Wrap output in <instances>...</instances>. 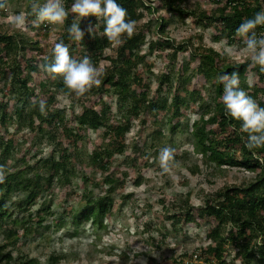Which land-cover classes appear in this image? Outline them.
I'll list each match as a JSON object with an SVG mask.
<instances>
[{
    "label": "trees",
    "instance_id": "16d2710c",
    "mask_svg": "<svg viewBox=\"0 0 264 264\" xmlns=\"http://www.w3.org/2000/svg\"><path fill=\"white\" fill-rule=\"evenodd\" d=\"M210 1L215 4L210 11L197 9V0L195 7H188V0H159L158 5L167 12H175L179 16L187 13L199 23L212 26L213 39H225L226 43L243 41L235 35L238 26L244 20L253 18L256 12L264 10V0ZM116 2L127 10V19L135 21L143 14L142 6L150 9V5L144 4L143 0ZM72 3L73 0H64L66 10H71ZM30 5L31 1L28 2V11H31ZM15 11L19 13V9ZM28 19L31 22L35 17L30 15ZM168 21L169 17L160 15L156 20L157 31L163 33ZM73 22L80 23L85 31L82 41H75L68 35V27ZM89 25L93 26L91 34L87 31ZM48 26L47 23L41 24L36 33L39 29L46 30ZM143 31L144 28L136 29L131 38L125 35L115 51L107 53L105 49L112 43L104 35V21L94 16L79 20L69 12L62 31L56 36V42L62 40L69 47L73 59L80 60L87 56L94 66L102 59L107 61L102 69L100 85L79 97V109L74 111L73 106L71 110L58 106L54 91L47 86L53 85L73 95L64 86L61 76L53 78L48 74L49 81L39 78L37 85L45 90L40 95L32 83L39 60L45 63L34 52L42 49L39 39L18 29L8 31L0 25V165L6 170V180L0 184V233L5 238L0 242V264H39L38 259L21 250L17 242L21 235L26 237L36 233L39 226L53 214L50 206L52 192L49 191L54 185H60L66 195L73 193L78 201L83 202L76 211L73 205L66 209L67 214L73 211L74 221L94 222L97 216L110 213L114 205L113 192L121 186L122 181L120 175L110 169V165L116 154L125 151L126 134L135 125L139 131L147 124L154 125V137L162 134L163 124L168 123L170 129L174 130L184 116L183 107L190 104L200 110L192 132L195 149L203 158L204 167L228 165L255 174L245 184L216 188L212 196H206L200 203L195 201L196 198L191 200L187 194L181 204L175 206L170 214H165L170 219L171 227L176 228L181 221L195 222L204 229L205 234L202 244L178 256L170 255L165 264H231L230 259L238 260L241 264H253L252 260L255 259L259 264H264V147L251 151L245 147L247 133L241 131V121L226 115L220 102L223 84L217 82L219 75L238 72L240 87L260 107H264V71L258 65L253 66L249 59L220 63L218 57L221 54L216 48L200 45L189 52L197 59L195 73L204 80L200 86H186L189 75L184 74L181 66L159 74L151 94L149 74L144 75L150 67L145 61L146 53L140 52L145 42ZM255 31L258 37L264 36V26H257ZM190 45V39L175 44L164 35L158 41L149 39L147 48L151 51L156 47H171L170 56L173 58L178 51L186 50ZM77 51H81V55ZM51 53L48 54L49 62ZM141 63L146 66L145 69H138ZM252 71L256 77L250 82L247 80L248 73ZM166 90L171 92L170 96L165 94ZM107 92L118 99L130 100L124 113H119L117 107L113 108L105 99ZM7 93L12 94L11 99L6 96ZM41 100L46 101V115H41L39 111ZM135 119L137 124H134ZM89 129L101 130L102 138L85 161L80 145ZM20 131H35L30 136L32 142L45 139L53 143L52 148L40 153H29L31 148H24L19 155L17 147L22 144H15V140ZM147 145L149 148L157 147L151 141ZM177 158L178 155L174 154V160ZM84 162L98 168L103 174L94 184H87L91 177L87 172L82 173V186L78 184V187H73L71 175L76 171L75 166ZM191 170H199L198 164H193ZM102 184L106 185L105 191L95 194L94 188ZM43 193L48 194V198H44L41 206L32 210L36 199ZM163 234L162 237H165ZM12 248L17 250L15 256ZM228 250L232 255L230 259L227 257ZM59 259V255L49 253L47 264H56Z\"/></svg>",
    "mask_w": 264,
    "mask_h": 264
},
{
    "label": "rangeland",
    "instance_id": "374dc122",
    "mask_svg": "<svg viewBox=\"0 0 264 264\" xmlns=\"http://www.w3.org/2000/svg\"><path fill=\"white\" fill-rule=\"evenodd\" d=\"M29 1L32 2V0ZM29 1L7 0L6 10H0L1 28L8 31L16 30L10 25L8 17L10 14H19L20 12L30 13L28 11ZM143 1L144 4L150 5V9L141 7L143 14L136 21V29L144 28L145 42L140 47V52L146 53L145 61L150 67V70L146 71L144 75L149 74L151 94L157 85L159 74L181 66L184 74L189 75L186 86L198 88L204 80L201 75L195 73L197 59L189 52L200 45L216 48L221 54L218 57L220 63L250 60L243 41L226 44L225 39L215 41L212 37V26L199 23L187 13L179 16L175 12H167L161 5H158L159 0ZM197 2L199 4L197 9L203 8L210 11L215 6L214 2L210 0H197ZM40 3H44V0H40ZM187 6L195 7V0H188ZM15 9H19V13H16ZM160 15L169 17L163 33L157 31L156 20H159ZM47 24L49 25L47 29H39L38 33L36 30L39 27L32 28L31 23L26 31L18 29L28 36L39 39L42 49H36L37 51L34 52L44 60L45 57L49 58L48 54L52 52L54 44L57 43L56 36L63 28V25ZM160 34L167 35L175 44L190 39L192 45L186 50L178 51L176 57L173 58L170 56L171 47L166 46L160 49L156 47L149 51L148 40L153 38L158 41L159 38H164V35ZM226 45L235 49L230 55L225 51ZM116 46L112 43L105 51L112 53ZM80 48L82 49L81 46ZM77 53L80 54L81 51H77ZM42 61L39 60V67L37 72L34 71L32 79L39 95L45 90L37 85L38 79L46 78L49 81L48 73L42 70ZM106 63L107 61L102 59L97 67L103 69ZM140 68L145 69L146 66L141 63L138 66V69ZM255 77L253 71L249 72L247 80L253 82ZM47 86H51L50 88L54 91L58 106H65V108H69L68 110H71L70 107L73 106L74 111L79 109L80 104L77 101L79 97L75 94H68L50 84ZM206 92L209 91L206 90ZM107 93L105 99L113 108L116 106L119 113H124L130 100L124 101L118 99L113 93ZM165 94L170 96L171 92L166 90ZM6 96L9 99L12 98V94L7 93ZM199 111L196 105L190 104L183 107L184 116L181 118V123L174 130L170 129L168 123L161 125L162 134L157 137H154L152 132L155 126L150 124L143 126L142 131H139L138 126L135 125L126 134L124 141L127 147L125 151L116 154L110 165V169H113L122 178L121 186L113 192L114 205L111 212L105 216H97L96 221H74L73 211L67 214L66 209L73 205L74 211H76L83 202L78 201L73 193L69 196L66 195L60 185H54L49 191L52 192L50 206L53 214L39 226L36 233L26 237L21 235L17 242L19 248L31 257L37 258L39 264H47L49 253L60 256L56 264H165L170 255L178 256L181 252L190 251L202 244L205 234L201 226L195 222L184 223L181 221L178 222L176 228H173L169 224L170 219L165 214H170L175 206L182 203L187 194L190 195L191 200L196 198L195 201L200 203L206 196H212L216 188L222 185L245 184L255 173L228 165L212 164L204 167L203 158L195 149V138L192 132L197 124ZM134 124H137L136 119ZM34 133L30 131L17 132L18 139L15 140V144H22L17 147L19 155L24 151V148H31L29 153L46 152L52 148L53 143L47 142L45 139L32 142L30 136ZM101 138L99 129H89L85 134L83 143L80 145L85 161ZM150 141L157 144V147L149 148L147 144H150ZM164 146H170L175 150L174 154L178 155L175 161L179 166L174 167L170 173L161 176L158 153L159 149ZM193 164H198L199 170L192 171ZM75 167L76 171L71 175L73 187L75 185L78 187V184L83 183L82 173L87 172L91 177L87 184H94L103 174L98 168L88 166L85 162ZM105 189V184L98 185L94 188V193L103 192ZM127 193L129 195L125 196ZM46 195L43 193L36 199L32 210L41 206L42 200L48 198ZM163 233H165V237H162ZM4 239L3 234L0 233V242ZM12 253L15 256L17 250L12 248ZM231 256V252L228 250L227 257L230 259ZM230 260L231 264H241L238 260ZM258 262L255 259L252 260L253 264H259Z\"/></svg>",
    "mask_w": 264,
    "mask_h": 264
},
{
    "label": "clouds",
    "instance_id": "9594fccd",
    "mask_svg": "<svg viewBox=\"0 0 264 264\" xmlns=\"http://www.w3.org/2000/svg\"><path fill=\"white\" fill-rule=\"evenodd\" d=\"M30 13L20 12L10 14L8 19L10 25L15 29L27 30L29 25L28 17L34 16L31 20L33 27H39L47 22L49 24L63 25L69 11L66 10L64 0H32ZM7 0H0V10H6ZM71 13L82 18L94 16L104 21V35L107 40L115 45L122 43L125 35L131 38L136 29V21L127 19V10L119 5L116 0H73ZM257 26H264V10L255 13L251 19L244 20L236 29V37L242 38L245 50L248 52L253 66H260L264 71V36H257ZM68 35L75 41H82L85 31L81 29L80 23L73 22L68 27ZM89 34L93 32V26L87 28ZM226 44V42H225ZM235 49L231 46L225 47L227 54ZM52 59L49 62L45 57L42 70L55 78L61 76L64 86L69 92L77 97H82L94 86H99L103 70L94 66L87 56L80 60L73 59L69 47L61 40L54 44L51 53ZM217 82L223 84V92L220 102L223 104L226 115L236 121H241V131L247 133L245 147L251 151L264 147V107L250 97L241 87L239 73L233 71L217 77ZM41 115H46V101H39ZM175 150L170 146L159 149L158 163L161 169L160 175L170 173L179 164L174 160ZM6 180V170L0 165V184Z\"/></svg>",
    "mask_w": 264,
    "mask_h": 264
}]
</instances>
